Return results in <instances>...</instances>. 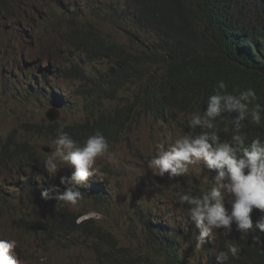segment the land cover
<instances>
[{
	"label": "trees",
	"instance_id": "trees-1",
	"mask_svg": "<svg viewBox=\"0 0 264 264\" xmlns=\"http://www.w3.org/2000/svg\"><path fill=\"white\" fill-rule=\"evenodd\" d=\"M111 2L113 5L100 0L103 7L91 11L80 0H61L57 5H53V0H0V14L6 20L2 25L0 19L4 28L0 43L1 35L15 42L27 37L34 39L29 43L22 40L20 59H30L32 65L42 69L46 65L45 71L76 81L75 92L83 97L87 110L81 122L44 119L40 124L34 123L31 136L55 137L63 126L81 145L96 132L102 133L108 142L118 141L139 109L157 121L175 120L191 132L188 121L193 113H203L218 81H224L227 92L233 95L254 89L258 99L249 105L250 110L256 103L264 106V0ZM15 14L20 16L14 18ZM33 14L39 16L36 24ZM121 22L126 24L125 28L120 26ZM114 28L124 31L128 41L118 40ZM6 59L9 64L11 59ZM103 61L108 63L106 68H93ZM7 85L12 87L9 81ZM40 88L44 92L38 96L48 97L47 85ZM127 88L133 93L131 101L106 105L107 101L117 102ZM54 95L55 102L67 104L63 97ZM233 115L224 113L215 122L222 140H230L234 133ZM242 123L247 143L257 136L264 139V111L262 125H251L247 119ZM225 127L227 132L223 131ZM32 140L28 136L15 139L13 133L0 137V165L13 163L18 169L27 170L20 182L25 196L24 202H18L25 213L20 218L21 226L28 231L41 227L42 236L49 239L47 244L63 243L71 232L84 234L92 220H82L85 213H74L64 202L41 197V191L53 185L64 191L60 177H70L73 171L64 166L54 177L43 178L40 173L47 172L43 164L35 163L40 152ZM106 184L108 180L104 184L90 176L86 185L75 187L82 197L93 198L112 211L113 192ZM205 191L195 186L181 195H201ZM182 206L188 209V205ZM34 207L44 208L43 218L33 215ZM157 211L158 207L136 205L131 219L140 226V243L135 247H119L110 232L97 228L95 236L104 241L101 246L96 240V253L101 260L108 264H216V254L235 243L240 251L237 257H230L229 264H264V244L254 240L257 235L264 240V234L258 231L245 235L238 230L230 234L217 230L219 235L211 237L202 251L192 250L187 239L193 242V225L188 222V228L182 221H189L186 215H180L176 208L164 216L155 214ZM260 215L253 211L254 225ZM106 243H111L110 250L105 249Z\"/></svg>",
	"mask_w": 264,
	"mask_h": 264
},
{
	"label": "rangeland",
	"instance_id": "rangeland-1",
	"mask_svg": "<svg viewBox=\"0 0 264 264\" xmlns=\"http://www.w3.org/2000/svg\"><path fill=\"white\" fill-rule=\"evenodd\" d=\"M58 1L61 0H53L55 2L53 5H57ZM80 1L91 11L100 6L103 7L101 3L99 4L100 0ZM105 1L111 4L113 0ZM44 2L46 4V1H43L42 8H44ZM3 15L0 14L2 25L6 23ZM19 16L20 14H15L14 18ZM32 17L36 24L39 16L33 14ZM2 25L0 32L4 30ZM120 26L125 28L126 24L121 22ZM112 31L118 40L128 41L120 28H114ZM38 33L40 32H37V36ZM139 34L144 36L143 32ZM22 40L27 43L35 41L29 37ZM22 40L15 42L14 39L1 35L3 45L0 53L2 55L7 53V57L10 56L13 60L8 64L6 55L3 59L0 57V137H8L10 133H13L16 139L29 134L32 124H40L44 119L49 122L46 113L53 103L51 96L39 97L40 92L34 91V95H31L32 89L25 84L28 78H33L29 86L36 88L45 82L52 86L49 91L56 92L68 100V106L59 107V121L66 123L83 121L87 116V110L84 108L82 98L75 93L76 81L26 66L24 60L20 59ZM107 66V61H103L94 64L93 68L103 69ZM8 80L12 83L17 81V86H14L16 89L13 91L8 86H4ZM131 99V90L127 88L120 94L117 102L107 101L106 105L125 104ZM184 134L179 123H163L156 121L149 113L136 112L121 138L118 141L108 142V152L105 156L97 158L95 165L103 174L97 179L104 184L108 180L106 185L113 192L114 209L110 211L93 198L82 197L77 206H70V208L76 214L85 213L81 217L82 220L91 218L92 222L86 227L84 234L71 232L68 239L63 238V243L47 244L49 239L42 236L41 227L28 231L21 226L20 218L25 216V213L21 211L18 202H24L25 196L20 182L23 175L27 174V170L18 169L13 163L7 166L0 165V239L17 241V247L13 250L17 264H108L96 253L97 241L101 246L104 242L95 236L97 228L110 232L119 247L138 246L140 226L131 219L137 204L144 203L151 207H158V215H164L170 209L176 208L180 215L188 216L186 208L178 200L181 191L195 186L205 189L212 186L216 173L202 165L190 166L186 176L174 179H169L167 174L164 177L154 176L152 170L148 168L147 162L156 154L158 143H164L167 146ZM28 137L33 139L32 142L40 152V157L36 158L35 163L39 161L38 163L42 164L46 156L51 153L50 145L56 136L37 134ZM47 148H50V151H47ZM65 167L74 171V168L66 165ZM40 175L46 180L50 179L48 173H40ZM22 209L26 211V207ZM43 210V207H34L31 212L34 216L43 218ZM190 222L194 225L193 221L190 220ZM187 245L192 250L195 248V242L191 240H187ZM104 246L106 250L111 249V243H106ZM201 249L198 251H202Z\"/></svg>",
	"mask_w": 264,
	"mask_h": 264
},
{
	"label": "clouds",
	"instance_id": "clouds-1",
	"mask_svg": "<svg viewBox=\"0 0 264 264\" xmlns=\"http://www.w3.org/2000/svg\"><path fill=\"white\" fill-rule=\"evenodd\" d=\"M2 45L0 43V47ZM0 55L7 57V53L3 55L0 53ZM8 58L13 60L10 56ZM23 60L26 66L32 69L37 68L48 74H53V76L62 77L60 74L45 71L46 65L42 69L32 65L33 62L26 58ZM8 81L11 85L14 84L12 87L7 85L9 89L12 91L16 89L14 86H17V81L14 83ZM32 82L33 78H28L25 84L34 92H44L41 88L39 89L41 85L36 88L29 86ZM47 87L52 88L49 85ZM45 94L53 98L50 108L57 107L59 109V107L69 104L65 97L56 92L48 90ZM54 94L63 97L67 104L55 102ZM132 95L133 93L131 97ZM80 98L82 101L84 100L83 97ZM257 99L254 89L249 88L241 91L239 95H233L227 92V84L224 81H218L214 94L207 99L203 113H193L188 121L189 128L193 130L188 132L179 123L185 134L178 136L173 143L167 146L164 143H158L156 154L147 162V166L152 170L154 176L164 177L167 174L169 179L186 176L190 166L202 165L216 173L212 186L201 195L183 194L179 197L182 204L188 205V209L186 208L188 216L185 215L189 221L185 218L182 221L188 228L189 223L192 224L190 220L193 221L192 233L195 240L192 239L197 250L209 242L211 237L218 236L217 230H223L227 234L235 233L237 230L245 235L257 231L264 234V139L257 136L247 143V136L241 131L244 127L242 122L246 119L251 125H262L264 106L256 103L251 110L249 109V105H252ZM142 112L146 113L140 109L137 111L138 114ZM224 113L235 114L231 122L234 133L230 140H222L215 130L217 118ZM46 118L49 120L47 115ZM56 121L49 120V122ZM159 121L178 123L175 120ZM195 129L200 131L195 132ZM223 131L227 132L228 128L225 127ZM31 134L32 130L29 134L22 136H31ZM50 147L51 153L42 161L46 172L54 177L65 165L74 168V171L70 177H60V183L65 186L64 191L61 192L58 186L53 185L43 189L41 197L46 201L56 200L75 207L82 198V193L75 186L86 185L90 176L100 178L103 175L95 165L97 158L105 156L108 152V140L102 133L96 132L81 145L61 126ZM254 210L262 214L255 225L252 218ZM155 214H158V211ZM254 240L264 244V240H261L259 235L255 236ZM16 247V240L0 239V264H17V259L13 255V250ZM239 251L240 249L235 243H229L226 250L216 254V264H229L230 257H237Z\"/></svg>",
	"mask_w": 264,
	"mask_h": 264
},
{
	"label": "water",
	"instance_id": "water-1",
	"mask_svg": "<svg viewBox=\"0 0 264 264\" xmlns=\"http://www.w3.org/2000/svg\"><path fill=\"white\" fill-rule=\"evenodd\" d=\"M47 117L50 121H56L60 117V110L57 107H52L47 112ZM47 151H50V148H47Z\"/></svg>",
	"mask_w": 264,
	"mask_h": 264
},
{
	"label": "bare ground",
	"instance_id": "bare-ground-1",
	"mask_svg": "<svg viewBox=\"0 0 264 264\" xmlns=\"http://www.w3.org/2000/svg\"><path fill=\"white\" fill-rule=\"evenodd\" d=\"M24 177V176H23Z\"/></svg>",
	"mask_w": 264,
	"mask_h": 264
}]
</instances>
